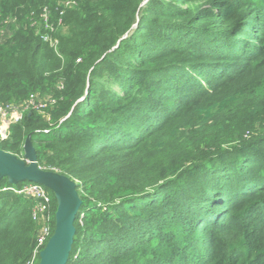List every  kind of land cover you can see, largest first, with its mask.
<instances>
[{
  "label": "trees",
  "instance_id": "trees-1",
  "mask_svg": "<svg viewBox=\"0 0 264 264\" xmlns=\"http://www.w3.org/2000/svg\"><path fill=\"white\" fill-rule=\"evenodd\" d=\"M176 2L0 0V104L52 100L0 149L76 182L66 264H264V0ZM27 183L0 264H38Z\"/></svg>",
  "mask_w": 264,
  "mask_h": 264
},
{
  "label": "water",
  "instance_id": "water-1",
  "mask_svg": "<svg viewBox=\"0 0 264 264\" xmlns=\"http://www.w3.org/2000/svg\"><path fill=\"white\" fill-rule=\"evenodd\" d=\"M9 184L38 183L53 193L56 208L54 228L44 247L38 252V264H66L74 243L75 218L82 204L76 182L69 176L39 167L30 134L23 143V157L0 149V179Z\"/></svg>",
  "mask_w": 264,
  "mask_h": 264
},
{
  "label": "built area",
  "instance_id": "built-area-1",
  "mask_svg": "<svg viewBox=\"0 0 264 264\" xmlns=\"http://www.w3.org/2000/svg\"><path fill=\"white\" fill-rule=\"evenodd\" d=\"M44 100L45 101L39 100L34 95H30L29 98L23 102L0 104V122L4 127V129L0 128V139L7 138L9 126L12 123L20 121L24 112L29 109L42 111L47 106V103L52 102L49 97ZM13 191L24 197L33 198V200H35L32 209V218L40 223L36 248L33 252V257H35L52 234L53 214H51V197L46 189L38 183H27L17 189H13Z\"/></svg>",
  "mask_w": 264,
  "mask_h": 264
},
{
  "label": "rangeland",
  "instance_id": "rangeland-1",
  "mask_svg": "<svg viewBox=\"0 0 264 264\" xmlns=\"http://www.w3.org/2000/svg\"><path fill=\"white\" fill-rule=\"evenodd\" d=\"M173 1H177L176 3H177V5H178V7H180V8H182L183 10H188V8L187 9H184V7H186V6H188L187 4H188V2H186L187 0H173ZM192 2H194L193 4H198V2L200 1V0H191ZM206 1V0H205ZM201 4H204V1L202 2L201 1ZM206 4V3H205ZM208 4V3H207ZM200 6V5H199ZM208 8H213V7H208ZM194 10H196V9H194ZM5 30V29H4ZM1 34H4V31L1 33ZM224 91V90H223ZM223 91H221L220 92V90H217V92L214 94V95H212V96H210V97H208V98H206V99H204V100H202V102L203 103H206V102H212V101H215V99H216V97H218L219 95H221V93L223 92ZM41 112H43V110L41 111ZM25 113V112H24ZM0 128L1 129H4V127L2 126V123L0 122ZM202 229V228H201Z\"/></svg>",
  "mask_w": 264,
  "mask_h": 264
}]
</instances>
